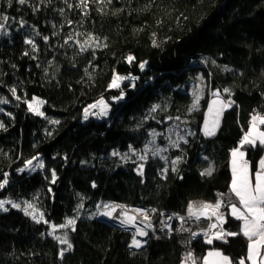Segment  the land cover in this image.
<instances>
[{"label": "trees", "instance_id": "16d2710c", "mask_svg": "<svg viewBox=\"0 0 264 264\" xmlns=\"http://www.w3.org/2000/svg\"><path fill=\"white\" fill-rule=\"evenodd\" d=\"M0 25V264H181L175 239L136 250L131 231L99 220L109 201L156 222L220 200L224 232L239 231L229 153L264 116V0H0ZM115 75L127 77L118 88ZM215 93L235 107L203 136ZM242 149L255 169L264 149ZM205 241L198 257H246L242 235Z\"/></svg>", "mask_w": 264, "mask_h": 264}, {"label": "snow or ice", "instance_id": "6c2138e0", "mask_svg": "<svg viewBox=\"0 0 264 264\" xmlns=\"http://www.w3.org/2000/svg\"><path fill=\"white\" fill-rule=\"evenodd\" d=\"M83 2V0H82ZM11 3V0H9ZM19 3L23 5L25 0H19ZM3 20L7 22L8 17L4 16ZM2 27V25H0ZM27 43H32L31 40L26 41ZM155 46V43H154ZM129 62H132L134 57L129 56ZM140 68H144V64L140 65ZM127 79V77H122L119 75H115L113 77L112 83L110 87L118 88L120 86V81ZM13 94H15V89L12 90ZM227 92L228 90L225 89ZM217 97H219V93H215ZM123 96L120 97L122 99ZM6 101L0 100V103H5ZM41 103V102H37ZM219 103V107L213 108L212 106L209 107V116L211 119H205V135L210 136L215 134L216 128L219 126V118L222 115L224 108L230 106L231 102L225 103L223 101L214 100L213 105H217ZM99 105L101 106V113L105 114L107 110V105L103 100L99 101ZM29 110L35 112L37 115H43L39 110L38 107L34 106V104L29 103L28 105ZM91 108H96L97 105H91ZM195 107V104H194ZM89 112L85 109L84 118L87 119ZM57 121H54V123ZM258 123L264 125V116L254 115L252 117L250 127L247 132H245L244 136L240 140V146L234 148L231 152V184H230V192L235 195V197L239 201V206L233 203L231 205V216L240 221L241 224L239 225L238 232H221L215 233L212 237H208V233L205 232L204 235L207 237L206 243L211 244L213 239H223L224 236H237L242 235L248 241L247 244V256L245 258H241L238 261V264H246V260L250 262V264H264V158H262L258 162V166L256 171L253 173L249 162L245 159V152L241 149L245 145H249L251 147H256L257 144L264 148V131H260L258 127ZM0 127H3L0 124ZM114 155L116 153H113ZM143 159V157H141ZM176 161H173L175 164ZM31 164V161L28 162ZM175 170V169H173ZM213 169L208 168L201 175H211ZM53 182H55V173H53ZM7 183L5 179L3 183H0V188ZM222 195V194H218ZM5 201H0V209L3 211H7L8 209L4 207ZM222 206V201L217 200L215 204L203 203L199 208H195L193 204L188 205V214L190 217L195 216L197 220L204 216L208 219L212 217H216L219 224L222 226L225 222L224 216L219 213V209ZM12 207L18 208L19 205L13 203ZM31 205H28V208H31ZM99 208V205L97 206ZM108 208V205L104 206ZM114 210V209H113ZM138 211V210H137ZM27 209H25V215H31ZM104 216H110L111 213L108 211H104L100 213ZM128 221H133L135 217H130L125 212L123 214ZM35 219V216H33ZM42 219V216H41ZM37 223L40 221L37 220ZM75 222L73 220H68V225H73ZM124 223V221H121ZM62 225L61 227H64ZM218 225L212 224L210 227L215 229ZM140 235H147L146 232L141 231ZM196 233H193V236H196ZM57 240H60L61 243H68L66 239H61L60 237H56ZM227 242L226 240L224 241ZM132 246L139 248L141 247L140 241L133 239ZM72 247L71 244H68V248ZM63 255V253H61ZM186 264L190 261L191 264H196V260L193 258L191 253L185 257ZM203 264H232L231 259L221 253L220 251H211L208 253L206 257H204Z\"/></svg>", "mask_w": 264, "mask_h": 264}, {"label": "built area", "instance_id": "2783aa9c", "mask_svg": "<svg viewBox=\"0 0 264 264\" xmlns=\"http://www.w3.org/2000/svg\"><path fill=\"white\" fill-rule=\"evenodd\" d=\"M213 99L223 101L220 97H217L216 95L214 96ZM223 102L228 103L231 101H223ZM234 107H235L234 103L231 102L230 106L224 108L223 112L233 109ZM134 212L135 213H133V215L137 216L141 222L139 223V229H134L138 235V239H136L137 235L132 230L134 232V237L131 240V246L133 239L141 241L144 245L149 240L150 237H154L159 240H168L173 238L176 240L177 244L184 250V254L181 255L180 257L181 264H186L185 257L188 255V253L192 254L193 258L196 260V263L198 262L196 248L194 247V245L195 242H197L198 240L207 239V237L204 235L205 232L208 233V237H212L215 233L224 232L223 227L225 222L221 226L217 221L216 217H212L211 219H208L204 216H201V218L197 220L195 216L190 217L189 214L169 213V214L160 215L158 220L154 222L153 220L154 213L152 210L134 209ZM140 214H144L145 218L143 219L139 217L138 215ZM212 224H217L218 226L215 229H212L210 227ZM122 228H124L125 231H130L129 228L128 229H126L125 227ZM141 230H143V232H146L147 235H143V236L140 235L139 233L141 232ZM193 233H196L197 235L193 236ZM141 247L139 248L132 247V248L139 250ZM188 264H191V262L189 261Z\"/></svg>", "mask_w": 264, "mask_h": 264}, {"label": "bare ground", "instance_id": "6f19581e", "mask_svg": "<svg viewBox=\"0 0 264 264\" xmlns=\"http://www.w3.org/2000/svg\"><path fill=\"white\" fill-rule=\"evenodd\" d=\"M87 108L92 109L90 106H88ZM103 116H105V115H103ZM204 124H203V127L201 128V134L203 136H207V135H205ZM245 132L243 133V136H244ZM216 134H217V132H215L214 135H210L208 137H214V136H216ZM230 152H231V150H230ZM229 156H230V153H229ZM105 205H108L109 207L105 208L104 207ZM105 205H103V207L99 209V213H98L99 216L102 219H105V220L113 223L114 225H118L120 227L124 226L126 228H129L130 231L133 233V236H132V238H133L134 237V232L136 233V231L134 229H139V223L141 222L140 219L137 216L133 215V212L127 210L124 206L117 205V204H105ZM104 211L110 212L111 215L110 216L101 215L100 213L104 212ZM125 212L127 213L128 216L135 217V219L133 221H128L126 219V217L123 215ZM121 221H124V223H121ZM141 231H143V230H141ZM136 235H137V233H136ZM136 239H138V235L136 236Z\"/></svg>", "mask_w": 264, "mask_h": 264}, {"label": "rangeland", "instance_id": "374dc122", "mask_svg": "<svg viewBox=\"0 0 264 264\" xmlns=\"http://www.w3.org/2000/svg\"><path fill=\"white\" fill-rule=\"evenodd\" d=\"M214 100H217V99H213L212 101H211V103L213 104V101ZM37 102H41V103H38L37 104ZM29 103H32V104H34V106H36V107H38V110L40 111L41 110V107H42V101H40V100H38V99H36V98H33L32 100H30V101H28L27 102V104L29 105ZM219 104H217V106H218ZM214 106V105H213ZM96 113H98L97 115H104V114H102L101 113V106L99 105L98 106V110H97V112ZM106 113H107V110H106ZM28 166L26 167L27 168V170L29 171V172H32V170L34 171L35 169H39L40 167H41V164H40V162H38V161H35L34 162V160H32L31 161V164H27ZM14 202H12V204H13ZM11 204V203H10ZM16 204V203H15ZM105 204H116V203H114V202H111V201H109V202H107V203H104V204H102V206H101V208L103 207V205H105ZM191 204H193L194 205V207L195 208H199L203 203L202 202H198V201H192L191 202ZM118 205H120V204H118ZM122 206H124V205H122ZM127 210H129V211H131V212H133V213H135L134 212V209H131V208H129V207H126V206H124ZM28 210H30V213H32L30 216H35V219H37V220H41V216H40V213L36 210V209H28ZM99 213V212H98ZM153 213H154V211H153ZM99 215V214H98ZM139 217H141V218H145V215L144 214H140V215H138ZM124 227V226H123ZM53 229H55L54 227H52V226H50V230L52 231ZM201 240H204V239H201ZM140 243H141V245H143V243L140 241ZM132 247H134V246H132ZM143 247H144V245H143ZM142 247V248H143Z\"/></svg>", "mask_w": 264, "mask_h": 264}, {"label": "crops", "instance_id": "0c3cea01", "mask_svg": "<svg viewBox=\"0 0 264 264\" xmlns=\"http://www.w3.org/2000/svg\"><path fill=\"white\" fill-rule=\"evenodd\" d=\"M216 107H218V106H215V107H213V108H216ZM251 120H252V119H251ZM258 127H259V130H260V131H264V130L261 128V124L258 123ZM263 149H264V148H263ZM232 150H233V149H232ZM232 150H231V152H232ZM241 150L244 151L243 149H241ZM231 152H230V156H229V169H230L231 178H232V172H231V159H232V157H231ZM244 152H245V151H244ZM262 158H264V150H263V154H262L261 158L258 160V162H259ZM245 159L249 162V160L247 159L246 152H245ZM258 162H257V166H258ZM249 165H250V162H249ZM257 166H256L255 169H253V168L251 167V165H250V168H251V170H252L253 173L256 171ZM231 178H230L229 188H228V197L230 198L232 204L235 203V204H237V206H239V201H238V199L235 197L234 194H232V193L230 192ZM232 204H231V205H232ZM231 205H230V208H229V214H230V215H231ZM240 224H241V222L239 221V225H240ZM245 239H246V238H245ZM247 244H248V241H247ZM211 251H220V252H221V250H219V249H214V248L206 249L205 252H203V254H202L201 256H199V257L197 256V258H198V262H197L196 264H203L204 257H206V256L208 255V253L211 252ZM221 253H223V252H221ZM224 255H225V254H224ZM226 256H227V255H226ZM246 256H247V246H246ZM246 264H250V262L246 260Z\"/></svg>", "mask_w": 264, "mask_h": 264}, {"label": "water", "instance_id": "95a60500", "mask_svg": "<svg viewBox=\"0 0 264 264\" xmlns=\"http://www.w3.org/2000/svg\"><path fill=\"white\" fill-rule=\"evenodd\" d=\"M118 205V204H117ZM122 206V205H121ZM98 219L99 220H102V221H105V222H107V223H109V224H111L112 226H114V227H117V228H119V229H124V228H122V227H120V226H118V225H114L113 223H111V222H109V221H107V220H105V219H102L99 215H98ZM126 228V227H125ZM126 229H128V228H126ZM125 230V229H124ZM143 247V246H142ZM141 247V248H142ZM140 248V249H141Z\"/></svg>", "mask_w": 264, "mask_h": 264}]
</instances>
